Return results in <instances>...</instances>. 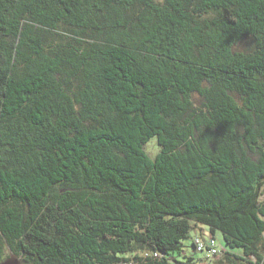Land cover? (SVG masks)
<instances>
[{
	"label": "trees",
	"instance_id": "obj_1",
	"mask_svg": "<svg viewBox=\"0 0 264 264\" xmlns=\"http://www.w3.org/2000/svg\"><path fill=\"white\" fill-rule=\"evenodd\" d=\"M263 195L264 0H0V262L264 264Z\"/></svg>",
	"mask_w": 264,
	"mask_h": 264
},
{
	"label": "rangeland",
	"instance_id": "obj_2",
	"mask_svg": "<svg viewBox=\"0 0 264 264\" xmlns=\"http://www.w3.org/2000/svg\"><path fill=\"white\" fill-rule=\"evenodd\" d=\"M253 48H254V41L251 38L243 39L235 47L236 50H241V51H249L252 50ZM194 100L196 105H199V103L201 102V98L197 94H194ZM146 149L149 152V154L152 156H154L159 151V146L155 138H152L151 141L146 145ZM262 199H264V195L262 196ZM196 234H200L205 237L207 235L212 234V232L205 225L204 226L194 225L193 228L190 230L189 237L184 241L186 244L184 251L185 254H187L190 257H193L194 261L198 264H227L222 262L223 255H219L213 259H207L203 256L202 253H199L196 250H194L192 241H193V237ZM216 238L219 247L222 246L224 248H227L224 243L223 235L220 231H217ZM184 253L182 252V255H184ZM12 256L19 259H21L22 257L21 255H17L12 249L7 248L5 251L4 260Z\"/></svg>",
	"mask_w": 264,
	"mask_h": 264
},
{
	"label": "built area",
	"instance_id": "obj_3",
	"mask_svg": "<svg viewBox=\"0 0 264 264\" xmlns=\"http://www.w3.org/2000/svg\"><path fill=\"white\" fill-rule=\"evenodd\" d=\"M194 250H196L199 253H202L203 256L207 259H213L219 255H222L226 248L219 247L217 244V238L216 236L209 235L208 237H204L200 234H196L193 237L192 241ZM259 264H263L259 263Z\"/></svg>",
	"mask_w": 264,
	"mask_h": 264
},
{
	"label": "water",
	"instance_id": "obj_4",
	"mask_svg": "<svg viewBox=\"0 0 264 264\" xmlns=\"http://www.w3.org/2000/svg\"><path fill=\"white\" fill-rule=\"evenodd\" d=\"M0 264H21V261L19 258L12 256L10 258H7L6 260L1 261Z\"/></svg>",
	"mask_w": 264,
	"mask_h": 264
},
{
	"label": "crops",
	"instance_id": "obj_5",
	"mask_svg": "<svg viewBox=\"0 0 264 264\" xmlns=\"http://www.w3.org/2000/svg\"><path fill=\"white\" fill-rule=\"evenodd\" d=\"M215 234H217V232L215 233ZM209 235H207L206 237H208Z\"/></svg>",
	"mask_w": 264,
	"mask_h": 264
}]
</instances>
